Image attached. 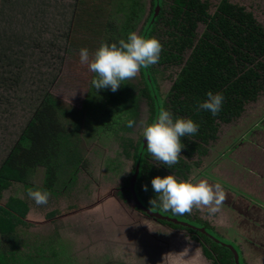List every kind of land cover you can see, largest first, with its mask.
Wrapping results in <instances>:
<instances>
[{"label": "rangeland", "instance_id": "1", "mask_svg": "<svg viewBox=\"0 0 264 264\" xmlns=\"http://www.w3.org/2000/svg\"><path fill=\"white\" fill-rule=\"evenodd\" d=\"M76 1L0 0V42L10 32L20 37L22 46L12 59L13 65H21V79L27 82L8 91L0 86V162L21 130L46 112L48 102L53 104L48 111L57 124L58 136H64L56 154L59 176L56 180L55 174L46 205H37L27 196L29 188L45 189L43 167H36L23 181L2 191L0 205L9 197L20 198L30 209V218H22L27 225L15 230L19 253L38 264H210L189 232L145 215L122 192L133 169L131 147L149 122L147 103L138 93L140 73L126 81L134 86L137 98L135 124L129 128L125 126L127 116L117 113L112 104L111 89L95 90L91 72L80 63L81 48L94 54L102 42L118 43L120 31L111 35L103 32V26L117 10L114 25L122 23L121 9L127 8V0H91L100 11L89 30L80 34L70 28L66 41L67 23L73 9L81 6V0ZM202 1H207L211 14L220 0ZM227 1L242 6L264 26V0ZM135 4L138 18L130 31L140 34L152 0H135ZM201 31L199 26L197 32ZM4 64L1 58L0 65ZM10 69L14 76L17 68ZM157 71L158 93L168 103L178 68L160 66ZM176 102L181 103L180 99ZM115 103L118 108L126 105L116 98ZM40 123L49 130L46 118ZM45 140L50 142L48 131ZM206 149L204 156L188 160L192 171L186 180L219 183L227 198L214 215H209L207 208H194L190 215L176 216L228 240L237 247L240 264H264V91L238 118L220 123L216 140ZM70 157L79 163L73 184L63 186L71 171ZM147 161L153 167L162 165L151 156ZM49 241L55 243L53 250L46 245Z\"/></svg>", "mask_w": 264, "mask_h": 264}, {"label": "trees", "instance_id": "2", "mask_svg": "<svg viewBox=\"0 0 264 264\" xmlns=\"http://www.w3.org/2000/svg\"><path fill=\"white\" fill-rule=\"evenodd\" d=\"M79 5H81L79 9L77 7L73 9L67 30L63 33L66 41L69 40L70 28L80 34L87 33L95 14L100 11L99 6L91 0L85 2L81 0ZM124 5L127 8L121 9L124 16L122 23L119 26L114 25L115 14L119 11L117 10L113 15L110 14L108 18L110 22L104 23L103 32L112 35L120 31L119 38L127 40L138 16H135L133 11L135 0H127ZM155 6L159 7L157 15H154ZM208 6L207 1L202 0H152L149 16L139 35L157 38L163 46V51L156 65L140 72L142 81L138 93L147 103L148 124L155 119L158 111L164 108L172 113L174 120L192 119L199 125V130L195 135L181 138L184 148L179 163L171 168L163 164L157 167L149 164L147 159L150 155L147 153V144H143L142 136L131 147L134 152L130 158L133 169L129 176L134 175L137 166L133 190L143 208L176 220L158 221L189 232L191 238L200 244L201 252L210 264H234L232 249L237 251V247L228 240L220 239L206 228L201 232L197 223L179 218L171 212L151 208L149 205V200L156 196L151 185L154 177L171 174L178 181L186 180L192 171V164L188 160L193 156L205 155L206 147L216 140L218 125L230 123L238 118L244 112L245 106L256 101L264 91V26L257 22L252 13L227 0H220L211 14L208 13ZM199 26H202L200 34L197 32ZM109 38L111 39V36ZM3 41L0 42V61L3 58L5 64L0 65V69H4L2 72L4 75H0V86L8 91L13 86L20 87L27 82L21 79V65H13L12 59L13 54L22 46L20 37L10 32ZM10 66L17 68L14 76L10 75L12 73ZM160 66L178 68L169 89L171 99L168 103L163 101L156 86L157 68ZM90 78L94 79L95 74L91 72ZM133 88V85L125 81L118 91L113 92L112 104L117 113H124L128 120L134 119L137 103ZM209 91L224 96L222 108L215 116L209 111L197 110L198 104L207 99L206 94ZM115 98L117 102L126 105L118 108ZM179 99L181 103L176 102ZM52 105L48 102L46 112L30 122L25 130H21L6 157L0 162V197L3 190L12 183L23 181L24 176L32 174L36 167L44 168V190L52 191V184L54 186L59 176L56 172L59 166L56 154L62 148L61 140L64 137L62 134L58 136L57 124L52 122V113L48 111ZM45 118L49 130L42 128L40 123ZM47 131L49 145L45 140ZM69 159L73 160L71 157ZM76 161L77 158L71 163L68 161L71 171L67 180L62 182L63 186L73 184L76 173L74 168L79 163ZM55 174L56 180L53 181ZM143 185L148 186L147 191L143 190ZM128 187L129 180L128 182L125 180L122 192L132 199ZM136 208L146 215L143 209L137 206ZM27 211V205L16 198L9 197L4 205H0V264L39 263L31 256H23L18 251L19 235H16L15 230L27 225L22 220ZM54 244V241L46 243L51 250L54 249ZM50 253L54 255L53 251ZM39 256L42 257L41 254Z\"/></svg>", "mask_w": 264, "mask_h": 264}, {"label": "clouds", "instance_id": "3", "mask_svg": "<svg viewBox=\"0 0 264 264\" xmlns=\"http://www.w3.org/2000/svg\"><path fill=\"white\" fill-rule=\"evenodd\" d=\"M162 51L163 46L157 38H145L136 32H131L127 40L120 39L118 43L111 44L101 43L94 54H90L87 48H81L79 59L82 65H87L88 70L95 74V78L91 81L95 90L110 88L112 92H116L125 81L137 77L142 69L156 65ZM206 96L207 99L198 104L197 110L202 109L214 116L217 115L224 102L223 94H214L209 91ZM134 124L135 121L129 119L126 126L131 128ZM198 130L199 125L192 119L176 118L174 120L170 111L161 108L155 119L143 127L142 135L146 139L147 153L156 161L171 168L179 163L181 151L184 148L181 138L195 135ZM151 185L156 196L149 200L150 207L171 212L173 215H190L194 208H207L208 214L214 215L227 198L226 192L219 183L212 185L206 180H200L197 183L190 180L178 181L171 174L154 177ZM142 187L144 191L148 190L147 185ZM27 196L37 205H46L50 193L47 190L29 188ZM158 219L161 218H156L157 221ZM169 220L176 222L175 219ZM198 230L204 231V228L199 227Z\"/></svg>", "mask_w": 264, "mask_h": 264}, {"label": "water", "instance_id": "4", "mask_svg": "<svg viewBox=\"0 0 264 264\" xmlns=\"http://www.w3.org/2000/svg\"><path fill=\"white\" fill-rule=\"evenodd\" d=\"M158 9L159 7L158 6H155V9H154V15H157V12H158ZM143 142L145 143L146 142V139L144 138ZM136 171H137V166H136V169H135V173L134 175L130 178V183H129V189H130V192H131V196H132V199L134 201V204H136V206L138 208H141L143 209L146 214L150 217H153V218H161V219H165V220H169L168 218L166 217H163L162 215L158 214V213H153V212H150L149 210H146L145 208L142 207V205L138 202L137 198H136V195H135V192L133 190V185H134V182H135V177H136ZM203 231V230H201ZM229 248H231L230 246H228ZM232 249V248H231ZM232 254H233V260H234V264H239L238 262V255L237 253L232 249Z\"/></svg>", "mask_w": 264, "mask_h": 264}, {"label": "crops", "instance_id": "5", "mask_svg": "<svg viewBox=\"0 0 264 264\" xmlns=\"http://www.w3.org/2000/svg\"><path fill=\"white\" fill-rule=\"evenodd\" d=\"M18 199H20V198H18ZM28 207V206H27ZM25 216H27V217H29L30 218V209L28 208V211H27V213H26V215Z\"/></svg>", "mask_w": 264, "mask_h": 264}, {"label": "flooded vegetation", "instance_id": "6", "mask_svg": "<svg viewBox=\"0 0 264 264\" xmlns=\"http://www.w3.org/2000/svg\"><path fill=\"white\" fill-rule=\"evenodd\" d=\"M237 249V248H236ZM235 250V249H234ZM235 252L237 253V255H238V261H239V257H240V254H239V252H238V249H237V251L235 250ZM232 256H233V254H232ZM234 259V258H233ZM234 261V260H233ZM242 264V263H241Z\"/></svg>", "mask_w": 264, "mask_h": 264}]
</instances>
